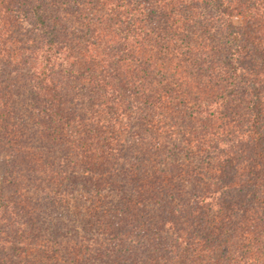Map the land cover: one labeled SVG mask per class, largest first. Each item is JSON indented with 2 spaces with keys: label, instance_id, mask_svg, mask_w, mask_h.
Wrapping results in <instances>:
<instances>
[{
  "label": "trees",
  "instance_id": "1",
  "mask_svg": "<svg viewBox=\"0 0 264 264\" xmlns=\"http://www.w3.org/2000/svg\"><path fill=\"white\" fill-rule=\"evenodd\" d=\"M0 159V264H264V0H0Z\"/></svg>",
  "mask_w": 264,
  "mask_h": 264
},
{
  "label": "rangeland",
  "instance_id": "2",
  "mask_svg": "<svg viewBox=\"0 0 264 264\" xmlns=\"http://www.w3.org/2000/svg\"><path fill=\"white\" fill-rule=\"evenodd\" d=\"M3 160L0 159V180L2 178V171H3ZM53 188H55V186L52 184L51 185ZM0 240L2 241L3 240V236H0ZM4 243V242H3ZM6 246H7V241H6ZM8 251V250H7Z\"/></svg>",
  "mask_w": 264,
  "mask_h": 264
}]
</instances>
